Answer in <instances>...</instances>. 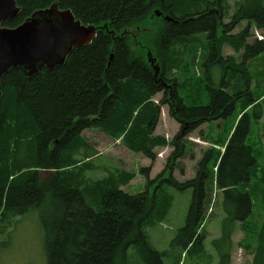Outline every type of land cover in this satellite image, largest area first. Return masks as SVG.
<instances>
[{
  "label": "trees",
  "instance_id": "1",
  "mask_svg": "<svg viewBox=\"0 0 264 264\" xmlns=\"http://www.w3.org/2000/svg\"><path fill=\"white\" fill-rule=\"evenodd\" d=\"M55 2L60 9L71 10L83 24H107L109 31L117 35L145 23L159 9L172 22L152 17L159 22L158 33L145 44L149 46L152 41L156 56L178 43L197 41L202 36L205 44L199 50H204L203 63L212 68L225 65V73L229 60L221 55L223 44L244 46V63L264 52V41L251 45L247 41L253 27L264 30V0H245L227 25L223 23L224 0H17L19 16L3 26L16 28L34 12ZM216 8L220 11H213ZM243 21H247V26L231 36ZM129 40L125 37L117 42L110 62L114 39L99 32L91 45L75 48L64 66L44 69L32 78L13 69L0 87V236L17 218L47 205L54 206L53 216L41 214L47 264H117L119 258L126 262L130 248L138 249L143 264H165V254L150 244L145 230L167 214L168 201L159 196L163 185L179 191L192 190L188 216L175 241L184 251L200 252L203 235L197 230L204 221L207 182L213 168L226 220L245 226L252 217L262 182H255V188H251L259 164L248 144L249 110H254L257 118L261 116V112H256L260 107L258 99L250 89L235 86L236 91L230 93L223 83L220 88L208 86L207 105L186 107L179 95V84L166 77L164 60H158L163 80L159 83L146 52L139 48L141 53H137ZM193 50L197 55L198 49ZM231 78L233 81L234 76ZM245 81L249 86L247 73ZM161 92L164 99L156 104L153 97ZM245 96L248 99L224 150L217 154L208 151L199 162L194 179L185 183L174 180V161L183 157L185 151L182 140L206 123L229 118L238 100ZM163 104L169 106L181 131L172 142L175 151L167 167L155 180L150 179V167L141 170L148 187L154 186L152 194L147 189L134 195L123 191L133 178L123 171L95 182L83 178L86 171L96 167L91 159L97 153L82 136L89 129H99L155 162V149L169 145L164 137L154 136ZM261 193L264 196V189ZM219 252L224 260L225 253ZM253 264H264V226Z\"/></svg>",
  "mask_w": 264,
  "mask_h": 264
},
{
  "label": "rangeland",
  "instance_id": "2",
  "mask_svg": "<svg viewBox=\"0 0 264 264\" xmlns=\"http://www.w3.org/2000/svg\"><path fill=\"white\" fill-rule=\"evenodd\" d=\"M244 1L224 0V10L226 11L223 17L224 24L231 23ZM155 11L160 12L159 9ZM213 11L219 12L220 9L216 8ZM218 14L217 16H219ZM158 24L159 22L154 19L150 22L151 26H158ZM246 26L247 21H243L230 35H237ZM221 33L220 30L218 35ZM191 40L193 41L189 43H178L171 49L160 53L159 56L153 53V58L157 63H161L160 60L162 59L164 60L168 68L166 77L179 84V95L186 107L207 105L210 102L208 86L220 88L225 83L230 93L236 91L235 86L240 90H251V94L258 99L260 105L256 112H261V116L257 118L255 111L249 110L251 129L248 144L252 147L254 157L259 164L251 188H255V182H262V185H260V192L257 193V199L253 204L252 217L248 219L245 226L239 222L235 224L226 220V215L221 210L222 193L217 188L215 182L216 168H213L207 182L208 201L204 221L197 230L198 234L203 235L200 252L194 249H190L189 252L188 250L184 251L180 243L175 241L188 216L192 201V190L190 189L179 191L169 185H163L159 190V196H165L168 201L167 214L160 220L157 219L158 216H155L157 220L147 226L145 230L150 244L157 251L165 254L163 257L165 264H224L225 260L226 264H253L256 248L260 243V232L264 226V196L261 193L264 189V52L252 62L244 63V46L236 48L233 44H223L221 55L224 59L229 60L226 63H229L228 66L230 67H226L228 73H225V65L220 64L212 68L210 67L211 64L206 66L203 63L204 50H199L200 48L203 49L205 44L202 43V36L197 38V41ZM259 40L264 41V30L253 27L251 37L247 40L248 44L251 45ZM151 44L152 41L149 46ZM193 48L198 49L197 55H195ZM135 51L141 53L139 48H135ZM246 69L247 71H245ZM246 73L251 79L249 86L245 81ZM232 76H234L233 81H230ZM247 97L238 100L235 111L226 120L206 123L182 140L185 151L183 157L174 161L175 164L173 163L174 170L177 171L176 175L173 174L174 170L172 172L174 180L185 183L194 179L198 164L208 151L212 150L216 154L222 152L231 128L234 127L243 111L242 106L245 105ZM163 99L164 92L153 97L156 104H161ZM160 107L161 113L154 136L164 137L169 142L167 147H171L167 153L166 147L155 149L156 159H163L165 163L167 161L162 170L159 169L158 164L155 170L154 166H148L149 161L147 159L149 158L142 153H134L129 150L122 144L121 140H116L99 129H89L84 131L82 136L97 153L91 159L96 167L94 170L86 171L84 176L82 175L83 178L95 182L123 171L133 176L130 183L122 188L123 191L134 195L147 189L152 194L154 186L148 187L147 178L141 170L150 167V179L155 180L167 167L168 160L175 151L172 142L181 131V124L171 117L169 106L163 104ZM153 170L154 172L157 170V173L152 174ZM159 201L158 198V203ZM54 209V206L47 205L24 218H17L13 226H6L7 233L0 236V264H47L41 214L45 212L48 217L53 216ZM156 213L160 215L157 211ZM228 235H230L229 241ZM225 250H227V257H225ZM219 251H222V254L225 253L224 260L221 259L222 255L220 256ZM124 263L143 264L138 249L130 248L127 251L126 262L121 258L117 261V264Z\"/></svg>",
  "mask_w": 264,
  "mask_h": 264
},
{
  "label": "water",
  "instance_id": "3",
  "mask_svg": "<svg viewBox=\"0 0 264 264\" xmlns=\"http://www.w3.org/2000/svg\"><path fill=\"white\" fill-rule=\"evenodd\" d=\"M20 12L17 0H0V87L4 77L13 69H20L25 76L32 78L44 69L64 66L75 48L91 45L99 32H105L114 39L110 62L117 42L129 37L132 48L146 52L155 80L163 82L160 64L153 58V48L145 44L158 33L159 27L150 25L152 18L117 35L109 31L107 24L99 27L83 24L71 10H62L55 2L47 9L34 12L16 28L3 26L17 18ZM152 17H164L167 22H172L170 17L159 11H155ZM2 96L0 89V101Z\"/></svg>",
  "mask_w": 264,
  "mask_h": 264
},
{
  "label": "crops",
  "instance_id": "4",
  "mask_svg": "<svg viewBox=\"0 0 264 264\" xmlns=\"http://www.w3.org/2000/svg\"><path fill=\"white\" fill-rule=\"evenodd\" d=\"M169 148H171V147H166V149H165V151H166V153H167V151H169ZM189 158V157H188ZM149 162V164H148V166H150V165H152V166H154V170L156 169V166H157V164L160 166V170H162L163 168H164V166L166 165V163H167V161H166V163H165V160H163V159H156V161L152 164V162L149 160V159H147ZM165 164V165H164ZM154 170H153V173L152 174H156L157 172V170L154 172ZM176 169L174 170V172H173V174H175L176 175ZM187 175H189V174H187ZM177 179V178H176ZM178 180V179H177ZM190 180H192V179H190ZM179 182V181H178ZM180 183V182H179Z\"/></svg>",
  "mask_w": 264,
  "mask_h": 264
},
{
  "label": "bare ground",
  "instance_id": "5",
  "mask_svg": "<svg viewBox=\"0 0 264 264\" xmlns=\"http://www.w3.org/2000/svg\"><path fill=\"white\" fill-rule=\"evenodd\" d=\"M207 2V1H206ZM138 122V121H137ZM195 247V246H194Z\"/></svg>",
  "mask_w": 264,
  "mask_h": 264
}]
</instances>
